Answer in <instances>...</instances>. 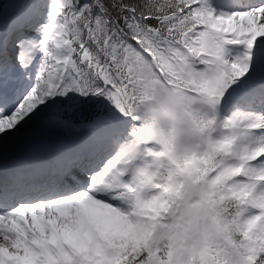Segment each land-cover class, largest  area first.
Masks as SVG:
<instances>
[{
  "label": "snow or ice",
  "instance_id": "snow-or-ice-1",
  "mask_svg": "<svg viewBox=\"0 0 264 264\" xmlns=\"http://www.w3.org/2000/svg\"><path fill=\"white\" fill-rule=\"evenodd\" d=\"M0 264H264V0H0Z\"/></svg>",
  "mask_w": 264,
  "mask_h": 264
}]
</instances>
